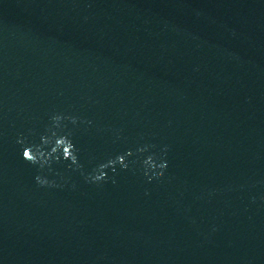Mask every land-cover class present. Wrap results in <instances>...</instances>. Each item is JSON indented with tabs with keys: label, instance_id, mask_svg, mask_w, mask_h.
Listing matches in <instances>:
<instances>
[{
	"label": "water",
	"instance_id": "1",
	"mask_svg": "<svg viewBox=\"0 0 264 264\" xmlns=\"http://www.w3.org/2000/svg\"><path fill=\"white\" fill-rule=\"evenodd\" d=\"M0 264H264V0H0Z\"/></svg>",
	"mask_w": 264,
	"mask_h": 264
},
{
	"label": "snow or ice",
	"instance_id": "2",
	"mask_svg": "<svg viewBox=\"0 0 264 264\" xmlns=\"http://www.w3.org/2000/svg\"><path fill=\"white\" fill-rule=\"evenodd\" d=\"M23 155H24L25 157H28V156L30 155V153L24 151Z\"/></svg>",
	"mask_w": 264,
	"mask_h": 264
},
{
	"label": "clouds",
	"instance_id": "3",
	"mask_svg": "<svg viewBox=\"0 0 264 264\" xmlns=\"http://www.w3.org/2000/svg\"><path fill=\"white\" fill-rule=\"evenodd\" d=\"M27 152V150H25Z\"/></svg>",
	"mask_w": 264,
	"mask_h": 264
}]
</instances>
